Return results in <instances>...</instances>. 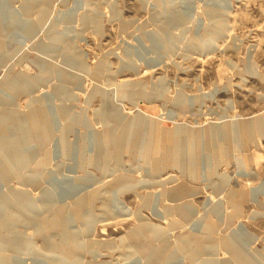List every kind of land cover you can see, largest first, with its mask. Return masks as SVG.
Segmentation results:
<instances>
[{
  "label": "rangeland",
  "instance_id": "rangeland-1",
  "mask_svg": "<svg viewBox=\"0 0 264 264\" xmlns=\"http://www.w3.org/2000/svg\"><path fill=\"white\" fill-rule=\"evenodd\" d=\"M13 79L29 92L10 89ZM121 80L136 83L121 94ZM58 85L65 95H53ZM48 94L63 112L41 134L29 116ZM0 111L22 122L30 150L19 174L0 173V195L25 190L35 206L0 228L1 258L58 259L46 236L58 243L69 231L76 264H148L131 235L142 225L181 264H264V0H0ZM141 113L146 122L116 141ZM76 202L85 220L37 233V221ZM190 233L204 241L197 253L184 245L197 263L178 240Z\"/></svg>",
  "mask_w": 264,
  "mask_h": 264
},
{
  "label": "bare ground",
  "instance_id": "bare-ground-1",
  "mask_svg": "<svg viewBox=\"0 0 264 264\" xmlns=\"http://www.w3.org/2000/svg\"><path fill=\"white\" fill-rule=\"evenodd\" d=\"M27 3L23 4L24 8H27ZM30 5V3H29ZM28 5V6H29ZM26 6V7H25ZM219 8V7H218ZM43 11V9H42ZM90 11V10H89ZM213 11V9H212ZM92 12V11H91ZM43 13V12H42ZM216 13V11H215ZM10 13L6 14L5 17V21H7V19H9V21L11 19L14 20V22L19 23L20 20L15 17L14 15L10 17L9 15ZM40 14V13H39ZM42 15V14H41ZM46 15V14H45ZM221 15H224V13H222ZM40 16V15H39ZM91 16V15H90ZM172 18L171 19H176V20H181L182 19V15L181 14H175L173 13L172 15H170ZM214 16V14H213ZM45 17V16H44ZM71 18V17H69ZM213 18V17H212ZM90 19V18H89ZM168 19V18H167ZM36 19L37 22L42 21ZM4 21V22H5ZM84 21V20H83ZM86 25V24H84ZM167 25V24H166ZM174 25V24H172ZM36 27V23H31V24H22L21 25V29L24 30L25 34L30 33L31 31L34 30V28ZM221 30L223 31V29L221 28V26L218 24V26H216V28L214 29V32H221ZM213 31V30H212ZM157 34V33H156ZM159 36V35H158ZM157 37V36H156ZM160 39V37H159ZM161 41V40H160ZM68 48V47H67ZM69 49V48H68ZM77 52V51H75ZM74 54V53H72ZM68 62H72V63H76L77 61L72 59V58H68ZM57 69V68H56ZM59 70V69H58ZM64 74V73H63ZM73 74V73H72ZM67 75V74H66ZM75 75V74H74ZM73 75V76H74ZM78 76V75H77ZM11 78V77H10ZM15 78V77H13ZM25 78V77H24ZM76 78V77H75ZM19 79V78H18ZM9 80V79H8ZM7 80V81H8ZM62 80V78H61ZM18 81V80H17ZM76 81V80H75ZM27 83V82H26ZM136 82H132L130 80H121L117 83L118 88L121 90V94L123 89H132L134 87V84ZM7 86L12 89V90H18V88L20 87H25L26 90H28V88L30 86L25 85L24 84H20L19 82H16L14 79L7 82ZM137 85H135L136 87ZM139 86V85H138ZM141 86V85H140ZM65 87V86H64ZM63 86H56L54 91H53V95H59V96H63L65 95V88ZM114 88V87H113ZM23 89V90H25ZM19 91V90H18ZM117 91V89H116ZM126 91V90H125ZM23 92V91H22ZM29 92V90H28ZM28 94V93H27ZM31 94V93H29ZM42 96V95H41ZM123 96V95H122ZM12 97V96H11ZM52 95L48 94V95H44V97L42 98V100H40L42 103H44V105H42V108H40L39 110H36V113H32L30 114L31 110L29 111V114L31 116H29V119H33L32 122V126L31 128H35L37 129V131L41 134L46 133V127L44 126V124H46L48 121V116H50L51 113L56 112L58 114V112H63V108H52L51 106L47 105V102L51 99ZM124 97V96H123ZM8 99V98H7ZM52 101V100H51ZM109 101V100H108ZM11 101H9L10 103ZM62 102V101H61ZM15 104V103H14ZM59 106V105H58ZM66 107V106H65ZM33 109V108H31ZM66 110V109H65ZM34 112V110H33ZM50 113V114H49ZM67 113V112H66ZM118 112H115V114L117 115ZM62 114V113H61ZM52 115V114H51ZM53 116V115H52ZM60 116V115H59ZM145 115H143L142 113L138 115V117L136 116L135 118H131L128 119V125L125 129V127L123 126L122 131L119 132L118 137H116V141L117 139H121L124 135V139L127 137V135H132L133 133V127L134 126H138L140 123H145L146 120ZM53 118V117H52ZM114 120L115 118L112 117ZM118 120L120 119V117H116ZM87 121V120H86ZM89 122V121H88ZM22 123V122H20ZM19 122H15V119H12L11 117H9V114L6 112H1L0 111V173L2 175H13V174H19L21 172V170L24 168V164L23 162V157L25 155H27V153L30 151L28 149V143H29V137L27 135L24 134V127L23 125H21ZM24 123V122H23ZM48 126V124H47ZM28 129V128H27ZM26 129V130H27ZM108 129V128H107ZM155 129V127H154ZM160 130V129H159ZM23 132V133H22ZM29 132V131H28ZM106 132V131H105ZM170 132V131H169ZM162 133V132H161ZM102 135V134H101ZM120 136V137H119ZM157 136V135H155ZM91 137V136H90ZM161 138L164 139V137H167L163 134L160 135ZM105 144H109L110 142H113V137L111 135L107 134L103 137V141ZM115 142V141H114ZM31 144V143H30ZM104 145V144H103ZM104 149V148H103ZM45 160V159H44ZM42 162V161H41ZM155 168V167H154ZM34 170V169H33ZM38 170V169H37ZM31 171V170H30ZM27 172V170H26ZM148 172V171H147ZM32 173V172H31ZM38 174V173H37ZM10 175V176H11ZM26 177V176H25ZM2 178V177H1ZM9 179V178H8ZM31 181H33L35 178H31ZM22 181V180H21ZM35 181V180H34ZM126 181V180H125ZM110 182V180H109ZM122 182V181H121ZM99 184V183H98ZM34 185V184H33ZM112 185V184H111ZM121 185V184H119ZM73 186H77V184H73ZM71 186V187H73ZM114 186V185H113ZM175 186V185H174ZM42 187V186H41ZM116 187V186H115ZM119 187V186H118ZM74 188V187H73ZM100 188V187H99ZM112 188V187H111ZM110 188V189H111ZM37 189V188H36ZM104 189V188H103ZM108 189V188H107ZM9 194H1L0 195V228H4L8 231L12 230L13 228H15L18 223H21V220L23 221V219L25 220L24 216L28 215L29 218H31L30 215V211L33 210V208L35 207L34 205L31 204L30 202V192H26L24 191H16L15 192L12 191V189H9ZM19 190V189H17ZM27 190V189H26ZM30 191V190H29ZM44 191V189H43ZM59 192V191H58ZM1 193V192H0ZM45 195H44V200L49 201V200H54L52 198V195H50L49 193H46V191H44ZM61 194V193H60ZM99 194V193H98ZM97 194V195H98ZM96 195V196H97ZM92 196V195H91ZM100 196V195H99ZM111 196V195H110ZM95 197V196H94ZM116 197V196H114ZM93 198V197H92ZM96 199V198H95ZM108 199H110L108 197ZM118 199V198H116ZM56 200V199H55ZM82 200V199H81ZM34 201V200H33ZM174 201V200H173ZM52 202V201H51ZM56 202V201H55ZM73 202V201H72ZM82 202V201H81ZM81 202H76L74 204V211L72 213H70L69 215H65L62 213V211L60 209H57L56 213H53V216L51 217L52 219L46 222H41V221H37V225L36 226V231L41 232L43 231V229H45L46 227H50V228H54V229H61L62 230V226L63 224H69L72 221L74 222V220L76 219H82L85 220L87 218V216L90 214L89 211H82L81 207L82 203ZM101 202V201H100ZM71 203V202H70ZM56 204V203H55ZM87 204V203H86ZM178 204V203H177ZM172 205V204H171ZM107 206V205H106ZM109 206V205H108ZM107 206V207H108ZM115 207L118 208L119 206V202H116V204L114 205ZM8 207H13L14 211L10 212L9 215L7 216L6 214H3L1 211H4L6 208ZM113 207V206H112ZM172 207V206H171ZM12 208V209H13ZM46 208V207H45ZM50 208V206H49ZM173 208V207H172ZM72 209V208H71ZM107 209V208H106ZM111 209V208H110ZM47 210V209H46ZM64 210V209H63ZM108 210V209H107ZM193 209H191L190 206H188L185 209V212H187L186 214H184L183 216L184 219L190 218L191 217V212ZM61 211V212H60ZM91 212V211H90ZM190 212V214H189ZM5 213V212H4ZM47 213V212H46ZM106 213V212H105ZM8 214V213H7ZM103 214V213H102ZM108 214V213H107ZM50 216V215H49ZM105 216V215H104ZM46 218V217H45ZM91 218V217H90ZM48 219V217H47ZM44 220V219H43ZM46 220V219H45ZM85 222V221H84ZM36 223V222H35ZM81 223V222H80ZM83 223V222H82ZM74 224V223H73ZM60 226V228H58ZM83 226V225H82ZM205 227V226H203ZM67 228V227H66ZM89 228V227H88ZM144 227L142 225H138L136 226L132 231H131V235L132 238H134L136 241L139 242V247L142 250V252L146 253V263L148 264H175L176 262L178 264H181V259L180 257L182 256H174L172 254V248H170V244L166 243L163 245H160L159 248H154L151 246L152 244V240H150L151 238L147 235L146 230L143 229ZM147 232V233H146ZM61 235V240L58 243H54L53 241L49 240L48 236H46V240L45 239V245H46V250L49 249V251H56L58 252L59 255H61L60 260L58 259H51V258H47L46 261L44 260H39V259H35L31 264H76L75 260L76 257L75 255L78 253L77 251H75V247H73L71 244H73V239H71L73 237V235L71 233L62 231L59 232ZM158 233V232H157ZM58 234V233H56ZM190 234H183L180 235V237L178 238L179 240V244L182 247L181 250L183 255H186L189 259H191V262H196L197 263V258L189 252V250H187L189 247L191 248V246H193L192 244H196L195 248H191V250L195 253H197L200 250L201 245H203L202 240H200V238L198 236H190ZM19 237V235H17ZM51 237V236H50ZM157 237V236H156ZM16 238V237H15ZM152 238H154V236L152 235ZM6 239L1 238L0 237V245H4V241ZM85 241V240H84ZM57 242V241H56ZM226 245H228L227 243L230 242H225ZM12 246H15V243L13 242L11 244ZM187 248H185L184 247ZM221 247V246H220ZM25 249V248H24ZM11 250V249H10ZM207 251L208 254H216V247L213 246H207ZM77 252V253H76ZM200 252V251H199ZM233 252V251H232ZM20 253V251H19ZM47 253V252H46ZM81 253V252H80ZM37 254V253H36ZM234 254V253H233ZM55 255V254H52ZM82 255V254H81ZM235 255V254H234ZM9 257V256H7ZM74 257V258H72ZM185 257V256H183ZM241 256H238V258ZM54 258V257H53ZM236 258V257H235ZM0 264H23V262L20 259H17L15 257H9V258H1L0 257ZM208 262H206V264H220L218 260L216 259H207ZM235 262V259L233 260ZM237 261V260H236ZM244 261V259H243ZM203 263L202 260H199V263ZM254 262V261H253ZM176 263V264H177ZM256 264V263H255Z\"/></svg>",
  "mask_w": 264,
  "mask_h": 264
}]
</instances>
